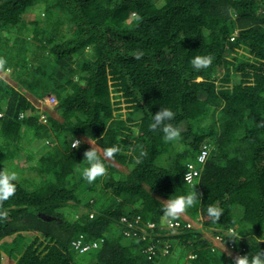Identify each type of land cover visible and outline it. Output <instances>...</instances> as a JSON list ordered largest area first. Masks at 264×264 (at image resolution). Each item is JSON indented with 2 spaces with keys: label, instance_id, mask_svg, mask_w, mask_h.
Segmentation results:
<instances>
[{
  "label": "trees",
  "instance_id": "16d2710c",
  "mask_svg": "<svg viewBox=\"0 0 264 264\" xmlns=\"http://www.w3.org/2000/svg\"><path fill=\"white\" fill-rule=\"evenodd\" d=\"M161 107L179 140L151 128ZM90 142L107 167L91 184ZM38 153L0 201V264H234L264 249V0H0V170ZM193 187L201 199L164 217ZM123 216L142 229L125 236ZM80 234L97 245L75 250Z\"/></svg>",
  "mask_w": 264,
  "mask_h": 264
},
{
  "label": "clouds",
  "instance_id": "9594fccd",
  "mask_svg": "<svg viewBox=\"0 0 264 264\" xmlns=\"http://www.w3.org/2000/svg\"><path fill=\"white\" fill-rule=\"evenodd\" d=\"M213 60L211 55H195L191 59V65L194 70L201 68H207ZM175 113L167 107H161L154 114L152 113L151 128L157 129L162 132V139L164 142H174L181 138V129L174 126L171 121L175 117ZM81 143L80 140L75 139L72 143V148H76ZM91 143V142H90ZM120 151L119 146L112 145L104 149L105 157H113L115 153ZM141 155L143 152L141 151ZM83 161L84 165L80 168L81 177L91 184L98 176L106 174L107 167L104 159L101 157L97 148L91 143V147L84 152ZM15 172H9L6 170H0V201L8 200L15 191L16 184ZM201 199L200 194L194 189L186 194H180L176 196H169L161 205V211L166 218L176 219L187 209L193 207L197 200ZM207 215L213 219V221H219L223 208L215 204L207 207ZM6 211H0V216H5ZM226 236L235 237L234 233H227ZM234 264H264V249H259L255 255L249 257L248 254L238 255L234 258Z\"/></svg>",
  "mask_w": 264,
  "mask_h": 264
},
{
  "label": "built area",
  "instance_id": "2783aa9c",
  "mask_svg": "<svg viewBox=\"0 0 264 264\" xmlns=\"http://www.w3.org/2000/svg\"><path fill=\"white\" fill-rule=\"evenodd\" d=\"M52 102L56 101V97L52 96L51 98ZM210 147L208 146H204V148H202L199 153L197 154V161H192V162H188L187 164V171L185 173V180L188 184H193L195 182V176L197 175L198 172V168L199 166L202 167L204 165V163H206L209 153H210ZM199 165V166H198ZM93 215V214H91ZM121 221L123 223V225L125 226L124 228V235L125 236H130L131 233L130 231L132 229H142L143 225L139 226L138 222L139 219H129L126 216H123L121 218ZM169 227L174 228V229H179V227L181 226V222L178 221H171L169 222ZM190 227L193 226V224L191 222H189L188 224ZM149 227H153L154 224L150 223L148 224ZM131 228V230H130ZM72 247L80 252H85V251H89L91 250L93 247H95L97 244L95 242H89L88 240H86L85 236L83 234H80L78 237L74 238L72 240Z\"/></svg>",
  "mask_w": 264,
  "mask_h": 264
},
{
  "label": "rangeland",
  "instance_id": "374dc122",
  "mask_svg": "<svg viewBox=\"0 0 264 264\" xmlns=\"http://www.w3.org/2000/svg\"><path fill=\"white\" fill-rule=\"evenodd\" d=\"M35 14H36V12H35ZM28 18H30V19H33L34 18V14L33 13H30L29 15H28ZM230 57V56H229ZM1 74L2 75H4V74H9V69H7V70H3L2 72H1ZM218 83H220V81H218ZM52 96H54V95H52V94H49L46 98H45V100L43 101V103H48V102H52L51 101V97ZM54 97H56V96H54ZM58 102V100H57V98H56V101L55 102H53V103H57ZM125 111V109L123 110V112ZM40 119H42V121L43 122H46V119H45V116L43 115V114H41V118ZM186 127V124L184 123L183 125H182V129L183 128H185ZM75 139H78V138H74V140ZM30 146V142H29V144H25V147H29ZM202 148H204V146L203 147H201V149ZM210 149L212 150V148L210 147ZM211 150H210V153H209V156H210V154H211ZM42 155V153H38V154H36V155H34L32 158L31 157H25L24 155V157L21 159V161H19V162H17L16 163V165H14V167L15 168H13V169H15L14 171L12 170V168H10L9 170H7V171H9V172H15L16 173V180H19V181H21V180H25L26 178H32L33 176H35L34 175V171H32L31 169H30V166L31 165H33V164H38V159L40 158V156ZM208 156V157H209ZM237 211H238V209H236ZM186 218H189V219H191L192 220V218L191 217H189V216H187ZM193 221V220H192ZM195 222V223H194ZM194 222H191L192 224H193V228H196V227H199V226H201V224H198V222H196L195 220H194ZM231 232H233V231H231ZM221 246H223L224 247V249L226 250V249H228V248H226L227 246L225 245V244H220Z\"/></svg>",
  "mask_w": 264,
  "mask_h": 264
},
{
  "label": "crops",
  "instance_id": "0c3cea01",
  "mask_svg": "<svg viewBox=\"0 0 264 264\" xmlns=\"http://www.w3.org/2000/svg\"><path fill=\"white\" fill-rule=\"evenodd\" d=\"M7 170H9V169H7Z\"/></svg>",
  "mask_w": 264,
  "mask_h": 264
}]
</instances>
